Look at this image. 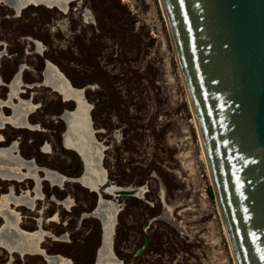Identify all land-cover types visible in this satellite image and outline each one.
<instances>
[{
    "label": "rangeland",
    "instance_id": "1",
    "mask_svg": "<svg viewBox=\"0 0 264 264\" xmlns=\"http://www.w3.org/2000/svg\"><path fill=\"white\" fill-rule=\"evenodd\" d=\"M67 2L0 0V264H95L112 210L111 264H235L159 1ZM69 113L87 119L97 190Z\"/></svg>",
    "mask_w": 264,
    "mask_h": 264
},
{
    "label": "water",
    "instance_id": "2",
    "mask_svg": "<svg viewBox=\"0 0 264 264\" xmlns=\"http://www.w3.org/2000/svg\"><path fill=\"white\" fill-rule=\"evenodd\" d=\"M4 1L16 11L23 8L21 0ZM161 4L235 264H264V0H161ZM45 74L55 85L51 68ZM70 91L61 93L63 98H69ZM77 95L79 111L81 92ZM75 114H67L65 137L74 139L71 147L85 160L86 173L79 181L98 189L102 181L91 175L93 152L87 153L93 150L89 126L81 129L79 121L75 126ZM104 192L137 198L143 190L109 186ZM113 219L110 213L103 221L106 240L97 254L101 264L114 262L110 253L102 254L111 244ZM146 245L147 239L137 254Z\"/></svg>",
    "mask_w": 264,
    "mask_h": 264
},
{
    "label": "bare ground",
    "instance_id": "3",
    "mask_svg": "<svg viewBox=\"0 0 264 264\" xmlns=\"http://www.w3.org/2000/svg\"><path fill=\"white\" fill-rule=\"evenodd\" d=\"M22 1V5L24 6V5H26V4H28L30 1H32V0H21ZM34 1V3L35 2H44V3H49V4H51V5H53V4H57V3H61V2H66L67 0H33ZM159 1V4H160V7H161V10H162V14H163V17H164V20H165V23H166V25H167V28H168V24H167V20H166V17H165V13H164V10H163V6H162V4H161V0H158ZM66 5V4H65ZM61 8H63V9H65V7L63 6V7H61ZM168 32H169V30H168ZM169 35H170V32H169ZM171 38V37H170ZM171 42H172V40H171ZM56 70V69H55ZM58 71H54V76H55V78H57L58 79V81L61 83L60 85L64 88V82H62V81H64L65 80V78L58 72ZM188 97V96H187ZM189 100V99H188ZM189 105H190V102H189ZM21 107H25L24 105L23 106H21ZM190 108H191V105H190ZM22 111V108L20 109L19 108V111L18 112H16L15 114H17L16 115V118L19 116V114H20V112ZM191 111H192V108H191ZM192 115H193V111H192ZM21 116V115H20ZM193 122H194V126H195V129H196V132H197V135H198V139H199V142H200V147H201V151H202V154H203V157H204V160H205V163H206V167H207V171H208V174H209V178H210V172H209V168H208V163H207V158H206V154H205V150H204V147H203V143H202V140H201V136H200V134H199V131H198V127H197V123H196V121H195V118H194V115H193ZM72 139V138H71ZM68 142V141H67ZM69 142H70V140H69ZM90 149H91V147H90ZM210 182H211V178H210ZM143 190V189H142ZM217 203V202H216ZM217 206H218V204H217ZM218 210H219V207H218ZM219 215H220V219H221V222H222V225H223V228H224V231H225V234H226V236H227V232H226V229H225V225H224V222H223V219H222V216H221V213H220V210H219ZM28 237V239L30 240V243H31V245L33 244H36V246H37V244L40 242V237L37 235V236H35V235H33V234H31V235H29V236H27ZM227 240H228V236H227ZM228 244H229V247H230V250H231V246H230V243H229V240H228ZM32 248V247H31ZM105 250V249H104ZM100 253H101V251H100ZM231 254H232V250H231ZM232 257H233V254H232ZM233 260H234V257H233ZM234 263H235V260H234ZM96 264H101L99 261L96 263ZM114 264H117V263H114Z\"/></svg>",
    "mask_w": 264,
    "mask_h": 264
},
{
    "label": "flooded vegetation",
    "instance_id": "4",
    "mask_svg": "<svg viewBox=\"0 0 264 264\" xmlns=\"http://www.w3.org/2000/svg\"><path fill=\"white\" fill-rule=\"evenodd\" d=\"M67 1H69V0H67ZM66 1V2H67ZM65 2V3H66ZM65 3L63 4V2H59V3H57V4H53V5H58L59 7H63L64 5H65ZM52 70V74H54V69H51ZM66 86V87H65ZM68 88H70V93L69 94H71L74 98H76L77 99V93L79 92L78 90H76V89H74V88H72V87H69V84L67 83V82H64V90L66 91V89H68ZM79 99H80V97H79ZM80 101H81V99H80ZM80 101H78V103L80 104V107H83L82 106V101L80 102ZM81 110V109H80ZM77 121H79V123H80V125L81 126H79L81 129L83 128V129H85L86 128V124L88 125V122H87V119L86 118H77ZM77 121H75V126H77ZM65 135H64V142H65ZM82 139L84 140V141H86V135H83L82 136ZM69 139H67V141H68ZM71 141V140H70ZM67 143L65 142V145H66ZM69 145V144H68ZM74 149V148H73ZM89 149H90V147H89ZM75 150V149H74ZM76 151V150H75ZM77 152V151H76ZM92 161H93V159H91ZM100 177V176H99ZM101 184V183H100ZM99 185V184H98ZM98 185H97V187H98ZM110 186H112V187H117V186H114V185H110ZM109 187V186H108ZM130 189V188H129ZM143 189V188H142ZM94 190H97V188L96 189H94ZM109 213H114V216H115V212L112 210V211H110ZM114 220V219H113ZM112 225H113V223H112ZM112 227V226H111ZM99 252V251H98ZM98 254V253H97ZM98 257V256H97ZM113 257V256H112ZM96 262H97V258H96ZM96 262H95V264H96Z\"/></svg>",
    "mask_w": 264,
    "mask_h": 264
}]
</instances>
